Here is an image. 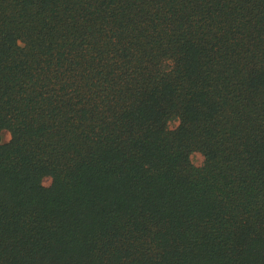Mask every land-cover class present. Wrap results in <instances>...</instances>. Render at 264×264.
<instances>
[{"label":"trees","instance_id":"16d2710c","mask_svg":"<svg viewBox=\"0 0 264 264\" xmlns=\"http://www.w3.org/2000/svg\"><path fill=\"white\" fill-rule=\"evenodd\" d=\"M0 264H264V0H0Z\"/></svg>","mask_w":264,"mask_h":264},{"label":"rangeland","instance_id":"374dc122","mask_svg":"<svg viewBox=\"0 0 264 264\" xmlns=\"http://www.w3.org/2000/svg\"><path fill=\"white\" fill-rule=\"evenodd\" d=\"M11 138H12V135H11L10 131L4 130L2 132L3 142H8ZM193 160L197 165H200V164H202L204 157L201 153L198 152V153L193 154ZM51 183H52V178L50 176L45 177L44 184L48 186Z\"/></svg>","mask_w":264,"mask_h":264}]
</instances>
